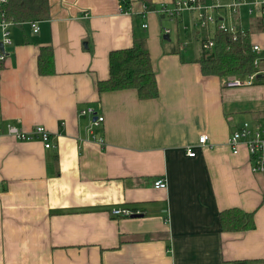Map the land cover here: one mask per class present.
I'll return each instance as SVG.
<instances>
[{
    "label": "crops",
    "instance_id": "crops-1",
    "mask_svg": "<svg viewBox=\"0 0 264 264\" xmlns=\"http://www.w3.org/2000/svg\"><path fill=\"white\" fill-rule=\"evenodd\" d=\"M175 1L126 0L125 13L119 0H48L37 34L28 24L11 27L0 126L41 125L53 147L2 140L0 264H264V173L252 171L245 145L237 154L229 145L246 118L264 122V14L204 0L217 6V22L202 29L195 11L160 13ZM220 24L260 48L253 86L225 88L223 78L203 75L202 39ZM173 32L177 45L165 46L161 38ZM179 34L198 39L200 50L185 48ZM135 42L150 54L158 95L100 94L110 53ZM43 48L52 50V73L39 72ZM88 108L101 125L81 114ZM160 179L166 189L154 188ZM115 208L142 216L115 217ZM230 209L252 213L254 227L223 231L220 213Z\"/></svg>",
    "mask_w": 264,
    "mask_h": 264
},
{
    "label": "trees",
    "instance_id": "trees-1",
    "mask_svg": "<svg viewBox=\"0 0 264 264\" xmlns=\"http://www.w3.org/2000/svg\"><path fill=\"white\" fill-rule=\"evenodd\" d=\"M7 12L10 20L16 25L23 26L28 22L46 20L49 16V2L48 0H10ZM211 39L214 45L208 49L203 47V44L208 42V35L205 34L202 39V51L198 63L201 65L203 75L221 78L235 75L243 78L255 72L256 55L252 51L249 33L244 34L237 29L234 33L217 29ZM52 64V50L43 48L39 58L40 74L54 72L51 68ZM262 80L264 81V77ZM97 87L100 94L136 90L143 100L155 98L158 95L157 79L145 44L135 42L131 48L112 51L109 55V77L107 80L99 81ZM253 218L252 213H245L240 209H230L220 213L222 229L229 232L252 229ZM237 264H247V262L242 261Z\"/></svg>",
    "mask_w": 264,
    "mask_h": 264
},
{
    "label": "built area",
    "instance_id": "built-area-1",
    "mask_svg": "<svg viewBox=\"0 0 264 264\" xmlns=\"http://www.w3.org/2000/svg\"><path fill=\"white\" fill-rule=\"evenodd\" d=\"M126 0H119L120 8L125 11V13L130 12L124 8V3ZM10 3V0H0V44L3 45V49L0 48V64H2L8 53L6 49L13 44L11 37V27L16 24L8 18L7 7ZM248 5L249 12H260L264 14V2L260 3H250L247 0H235L231 5V8L234 11L241 6ZM251 5H256L254 8ZM217 6L207 5L204 0H177L174 2V5L171 9L163 6L160 9V13H165L169 17L178 18L184 11H195L197 12V22L202 29H207L209 24H216L217 20L213 14L214 9ZM34 34H37L40 31L39 22L32 21L27 23ZM147 25H144L146 27ZM218 29L229 31L234 33L236 31L235 27H228L227 25L220 24ZM214 45V41L210 38L207 43L203 44L205 49L211 48ZM260 48L258 46L253 47V51L258 52ZM256 75H249L246 79H240L235 76H228L223 78V86L225 88H241L253 86L257 80ZM81 114H89L93 116L94 126H99L103 123L104 118L98 116L94 109L88 108L83 110ZM48 130L38 125L30 131H25L22 128H19L12 124H6L0 126V145L2 140L6 137H10L19 142H31V141H41L44 143L46 149L53 147L51 143V137ZM208 140V137L203 135L199 138L201 144H205ZM229 145L233 150L234 154L238 153L240 145H245L248 149L252 171L254 173H264V126L253 125L250 123H244L241 127L234 130L230 139ZM187 155L189 157H195V152L192 149L187 150ZM155 189H166L167 183L163 180H157L154 183ZM112 215L115 217H130L133 215H140L139 210H132L128 208H115L111 211Z\"/></svg>",
    "mask_w": 264,
    "mask_h": 264
},
{
    "label": "rangeland",
    "instance_id": "rangeland-1",
    "mask_svg": "<svg viewBox=\"0 0 264 264\" xmlns=\"http://www.w3.org/2000/svg\"><path fill=\"white\" fill-rule=\"evenodd\" d=\"M245 26H247V25H245ZM28 31H30V30L28 29ZM189 36H190V33L187 34V37H189ZM187 37H184L183 34L180 35V38H181V42L182 43L188 42L187 43V47H185V48H191V49H195V51L196 50L199 51L200 50V45H201L200 41H198V39H196V38L187 39ZM177 39H178L177 38V34L173 32L171 34V40L170 41L164 39V36L161 38V41H162V43L165 44V46L170 45V44H171V46H174V44L177 45V41H176ZM253 118H255V117H252V118L248 117V118H246V120L249 123H260V124L264 125V122L263 121H260V120L254 121ZM244 123H245V121H244Z\"/></svg>",
    "mask_w": 264,
    "mask_h": 264
},
{
    "label": "water",
    "instance_id": "water-1",
    "mask_svg": "<svg viewBox=\"0 0 264 264\" xmlns=\"http://www.w3.org/2000/svg\"><path fill=\"white\" fill-rule=\"evenodd\" d=\"M164 39H166V40L169 41L170 40L169 39V35L168 34H165L164 35ZM0 48L3 49V45L2 44H0ZM141 216H142V214H140V215H133V216H131V218H136V217H141Z\"/></svg>",
    "mask_w": 264,
    "mask_h": 264
}]
</instances>
